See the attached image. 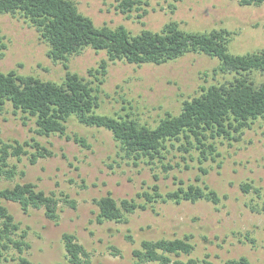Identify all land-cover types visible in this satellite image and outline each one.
I'll return each instance as SVG.
<instances>
[{"label":"rangeland","instance_id":"rangeland-1","mask_svg":"<svg viewBox=\"0 0 264 264\" xmlns=\"http://www.w3.org/2000/svg\"><path fill=\"white\" fill-rule=\"evenodd\" d=\"M80 13L92 19L96 26L111 28L123 25L132 34L141 30L159 31L171 21L185 31L206 32L227 29L232 32L230 51L244 55L264 49V5L240 6L238 0H148L147 14L136 18L125 17L115 9L116 0H72ZM0 34L3 36L0 72L16 70L41 80L61 82L66 74L77 73L93 86H98L101 115L128 116L138 123L154 128L167 113L178 115L184 100L201 93V89L230 79L231 75L217 71L219 62L202 54H188L162 65L127 64L108 61L105 52L90 48L70 56L66 62H53L47 57L48 45L36 29L19 15H0ZM107 62L102 83L90 75L91 69ZM252 78L264 82V74ZM33 118L13 113L6 105L0 111V142L23 143L34 138L52 156L29 163L28 156L20 161L9 158L16 167L12 180H0V189L15 183L31 182L45 193L67 194L76 206L59 202L58 220L51 221L43 209L21 211L17 203L2 201L15 222L27 231L30 248L25 256L32 264H71L66 258L63 234H72L90 255V264H132V251L142 240L190 237L194 251L187 258L207 259L223 264L241 256L251 264H264V119L259 118L245 128L237 141L217 140L215 160L198 163L196 154L180 153L169 147L164 163L174 167L167 172L160 163L149 165L146 159L133 161L124 156L111 133L80 124L70 118L66 133L71 138H83L88 147L53 134H36ZM185 157V160L181 158ZM180 163V165H175ZM184 163L189 168L184 167ZM200 168L206 170L202 173ZM20 171L24 175H20ZM19 172V173H18ZM159 176L155 181L153 175ZM185 185H207L220 196L219 204L206 201L156 202L153 209L136 210L127 222L97 223L98 208L94 199L108 193L120 199H143L137 193L150 191L153 184L164 195ZM244 183L260 190V198L251 190L241 189ZM255 207L258 210L252 209ZM128 236L130 237L128 239ZM16 251L0 250V264H16ZM157 264V263H146Z\"/></svg>","mask_w":264,"mask_h":264},{"label":"trees","instance_id":"trees-1","mask_svg":"<svg viewBox=\"0 0 264 264\" xmlns=\"http://www.w3.org/2000/svg\"><path fill=\"white\" fill-rule=\"evenodd\" d=\"M240 6L264 5V0H238ZM148 0H116L115 9L127 18L136 13L141 19L147 14L145 6ZM19 15L26 19L47 43V57L53 62H66L70 56L90 48L96 52H105L108 61H122L141 66L143 64L162 65L175 61L188 54H202L216 58L219 62L217 71L231 75L218 84L201 89V93L184 100L178 115L167 113L154 128L138 123L128 116H106L96 112L99 107L98 86L87 81L77 73L67 69L61 82L41 80L31 75H21L16 70L0 72V111L6 105L13 113H22L33 118L37 127L36 134L49 137L53 134L72 139L83 147H88L83 138H71L66 133V124L75 118L82 125L104 129L111 133L124 156L137 164L146 159L153 165L160 163L164 171L174 166L164 163L169 147L180 153L196 154L199 164L209 159L215 160L217 140L237 141L245 128L259 118L264 119V82L257 83L252 74H264V49L244 55L230 51L232 32L227 29L206 32L185 31L176 22H169L159 31L143 29L132 34L123 25L111 28L107 25L96 26L92 19L78 11L72 0H0V15ZM3 36L0 34V46ZM0 53V57H2ZM107 62L102 61L98 68L91 69L90 75L101 84L106 74ZM52 152L34 138L20 143L0 142V180H12L16 167L10 166L9 158L21 160L28 156L29 163L52 156ZM183 161L185 157L181 155ZM175 165H180L176 163ZM186 169L189 168L184 163ZM202 173L206 170L200 168ZM19 173V172H18ZM20 175L24 172L20 171ZM155 181L159 176L154 174ZM243 192L251 190L260 198L258 188L251 184L241 185ZM135 199L115 200L110 193L94 199L98 208L97 223L106 221L127 222V216L136 210L153 209L156 202L195 203L206 201L214 205L221 198L207 185H185L179 180L178 187L162 194L157 184L150 191L137 193ZM2 201L17 203L22 212L30 209H43L44 215L51 221L58 220L59 202H65L75 208V202L67 194L57 197L54 193H45L31 182L15 183L12 187L0 189V250L14 249L16 264H32L25 256L30 248L26 240L27 231L15 222L12 214ZM254 210H258L252 207ZM264 210V206L262 207ZM130 237L128 236V239ZM62 241L66 258L71 264H90V255L75 235L63 234ZM194 251L190 237L142 240L140 247L132 251V264H214L207 259L187 258ZM223 264H251L248 258L241 256L228 259Z\"/></svg>","mask_w":264,"mask_h":264}]
</instances>
